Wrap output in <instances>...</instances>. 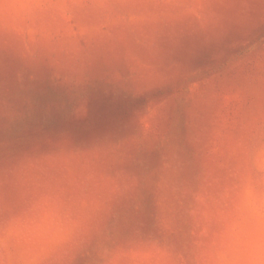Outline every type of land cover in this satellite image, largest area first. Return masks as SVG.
<instances>
[{"label":"rangeland","instance_id":"1","mask_svg":"<svg viewBox=\"0 0 264 264\" xmlns=\"http://www.w3.org/2000/svg\"><path fill=\"white\" fill-rule=\"evenodd\" d=\"M262 150L264 0H0V212L55 186L62 264L136 236L182 264Z\"/></svg>","mask_w":264,"mask_h":264},{"label":"clouds","instance_id":"2","mask_svg":"<svg viewBox=\"0 0 264 264\" xmlns=\"http://www.w3.org/2000/svg\"><path fill=\"white\" fill-rule=\"evenodd\" d=\"M261 157L264 174V150ZM77 229L76 212L55 186L36 190L0 212V257H8L0 264H62ZM100 264H177V254L164 238L136 236L113 243ZM182 264H264V175L245 176L228 189Z\"/></svg>","mask_w":264,"mask_h":264}]
</instances>
